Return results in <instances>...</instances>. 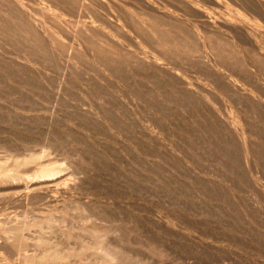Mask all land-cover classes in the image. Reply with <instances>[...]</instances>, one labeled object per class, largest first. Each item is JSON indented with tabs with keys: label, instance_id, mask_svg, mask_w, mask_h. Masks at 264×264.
<instances>
[{
	"label": "rangeland",
	"instance_id": "rangeland-1",
	"mask_svg": "<svg viewBox=\"0 0 264 264\" xmlns=\"http://www.w3.org/2000/svg\"><path fill=\"white\" fill-rule=\"evenodd\" d=\"M17 1L1 0L15 11L0 26L21 14L48 47L37 54L19 33L0 32V264H27L17 250L35 241L21 237L27 226L51 222L58 236L72 221L109 233L112 259L63 264H264V22L229 0H89L100 17L92 25L75 0ZM139 4L173 21L163 27ZM77 21L71 56L54 36L70 42ZM142 23L174 41L183 31L198 53L159 46ZM204 28L240 40L224 51L201 38Z\"/></svg>",
	"mask_w": 264,
	"mask_h": 264
},
{
	"label": "bare ground",
	"instance_id": "bare-ground-1",
	"mask_svg": "<svg viewBox=\"0 0 264 264\" xmlns=\"http://www.w3.org/2000/svg\"><path fill=\"white\" fill-rule=\"evenodd\" d=\"M9 1V2H8ZM50 1V0H49ZM94 1V0H93ZM104 1V0H103ZM229 1H233L232 3H234V4H236L237 5V7H239V9L241 10V12H242V14L243 15H249L250 16V18H253V19H255L256 21H258V22H260V23H263L264 22V16H262V12H261V10H260V8L259 7H261V5H262V7H264V0H229ZM0 2H1V0H0ZM7 2L10 4V3H15V2H17V4H19L18 2H21V1H17V0H7ZM47 2H48V0H47ZM54 2V1H53ZM75 2L77 3L76 4V11H78L77 13H78V16L80 17V15L82 14V13H85V14H89V15H91V14H94L95 12H93L92 13V11H90L91 12V14H90V12H89V7H91L90 6V2H89V0H75ZM92 2V1H91ZM114 2V1H113ZM2 3V2H1ZM12 3V4H13ZM49 3V2H48ZM63 3V2H62ZM70 3V2H69ZM95 3V2H94ZM111 3H112V1H111ZM129 3H131V2H129ZM31 4V3H30ZM35 4V3H34ZM40 4V3H39ZM56 4V3H55ZM74 4V3H73ZM93 4V3H92ZM125 4V3H124ZM134 4V3H133ZM193 4V3H192ZM192 4H191V7H189V6H186V4H183V11H184V15L185 16H187L188 18H190L191 19V17H198V15H197V13H196V8H193L194 7V5H193V7H192ZM260 4V5H259ZM14 5V4H13ZM12 5V6H13ZM28 5V4H27ZM38 5V4H37ZM42 5V4H41ZM40 5V6H41ZM57 5H59L58 3H57ZM71 5V4H70ZM95 5V4H94ZM118 5V4H117ZM140 5V4H139ZM157 5V4H156ZM185 5V6H184ZM189 5V4H188ZM236 5H233L234 7H236ZM259 5V6H258ZM32 7H33V5H31ZM34 6H36V5H34ZM40 6H39V8H40ZM106 6H108V5H106ZM16 7V6H15ZM17 7H18V5H17ZM30 7V6H29ZM53 7H55V6H53ZM53 7H51V8H53ZM57 7V6H56ZM73 7V6H72ZM115 7V6H114ZM131 7L133 8V10H136V9H142V11H143V16H147L148 18H150L153 22L154 21H156V23L158 22V23H160L161 25H163V27H164V24L166 23L167 24V21H173L171 18H164V17H162L161 15H159V14H157L156 12L157 11H155L156 9H151L150 7L148 8L147 6H145V7H142L141 5L140 6H132L131 5ZM10 7V5H7V6H4V7H2V8H0V20H2L3 19V13H5V12H7L8 11V13H10V11L9 10H14L15 11V9L14 8H11ZM38 8V9H39ZM41 8H43V7H41ZM109 8V7H108ZM167 8V7H166ZM18 9V8H17ZM111 9V8H110ZM261 9H263L262 11H263V13H264V8H261ZM43 10V9H42ZM92 10V9H91ZM96 10V9H95ZM212 10V9H211ZM40 12H41V10H39ZM68 11V10H67ZM104 11H106V10H104ZM141 11V12H142ZM206 11V10H205ZM219 11H221V9L219 8ZM37 12V11H36ZM49 12V11H48ZM87 12H89V13H87ZM109 12V11H108ZM21 13V12H20ZM53 13V12H52ZM57 13V12H56ZM71 13H74V12H72L71 11ZM126 14V13H125ZM127 14H128V12H127ZM127 14H126V16H127ZM237 14H240V13H237ZM14 15V14H13ZM19 15H21V14H18V15H14L16 18H17V20H16V22H14V24L13 23H11V25H7V27H3V25H1L0 27H3L2 29H0V32H6L7 30H9V31H14V32H16L17 34L19 33L20 34V37H21V39H19L20 41H19V43L21 42L22 44L23 43H25V42H31L32 43V46H33V50H34V52L35 53H37V54H39L40 52L41 53H45L46 52V48L48 47L47 46V44L45 43L44 45H43V41H42V45L43 46H41V45H39V43L38 42H40V40L38 41V39L37 40H33V39H31V33L29 34L28 33V31L26 32V29L24 30V26H23V22H22V20L20 19V18H22V17H18ZM45 15H46V13H45ZM44 15V16H45ZM48 15V14H47ZM68 15V14H67ZM88 15V16H89ZM94 15H96L97 16V14L95 13ZM203 15V14H202ZM219 15V14H218ZM32 16V15H31ZM35 16V15H34ZM125 16V17H126ZM169 16V15H168ZM6 17V16H5ZM85 17H87V15L85 16ZM91 18V21H90V19H89V21L91 22V24H89V25H92V23H93V21L95 22V20H100V17H98V18H96V17H93V15H91L90 16ZM116 17V16H115ZM128 17V16H127ZM205 17H207L206 15H205ZM33 18H35V17H33ZM44 18H46V17H44ZM75 18V17H74ZM88 18V17H87ZM119 18V17H118ZM181 18V17H180ZM185 18V17H184ZM202 18V17H201ZM221 18V17H220ZM236 18V17H235ZM64 19V18H63ZM84 19V18H83ZM92 19H94V20H92ZM117 19V18H116ZM133 19V18H132ZM204 19V18H203ZM23 20H25V18L23 19ZM81 20V19H80ZM136 20V19H135ZM141 20V19H140ZM175 20V19H174ZM138 21V20H137ZM188 21V20H187ZM55 22H56V20H55ZM73 22V21H72ZM78 22V21H77ZM103 22V21H102ZM117 22V21H116ZM205 22H207L208 23V21H205ZM40 23V22H39ZM86 23V22H85ZM99 23H101V22H99ZM120 23V22H119ZM118 23V24H119ZM145 23V22H144ZM157 23V24H158ZM204 23V22H203ZM2 24V23H1ZM41 24V23H40ZM59 24V23H58ZM87 25H88V23H86ZM95 24H98L97 22H95ZM132 24H133V22H132ZM146 24V23H145ZM169 24V23H168ZM172 25H176L175 23L173 24V23H171ZM180 24V23H179ZM205 24V23H204ZM85 25V24H84ZM94 25V24H93ZM120 25H122V24H119V26ZM188 25V24H187ZM229 25V24H228ZM40 26H42V25H40ZM109 26V25H108ZM116 26V25H115ZM133 26V25H132ZM135 26V25H134ZM141 26H142V28H143V30H144V33L146 34V35H150V37L152 36V34H153V37H154V35H155V42H157V44L159 45V46H161L160 44H161V42L159 41L160 39H162L164 42H165V44L166 43H168V44H170V45H173V44H175L174 42H176V41H178V45H180V46H182V48H183V50H185V51H187L188 53H192V52H195V51H197V53H198V47H199V45H197V44H195L194 42H192V43H190V40H189V37L187 38V36L185 37L183 34L181 35L180 34V32H178V31H176V30H173L172 31V33H174V39H176L175 41L173 40V39H169V37H168V34L167 33H165L164 31L162 32V31H160V30H158L157 28H152V29H154V31H152V30H150V28L149 27H152L151 26V24H148V25H144L143 23L141 24ZM166 26V25H165ZM196 26V25H195ZM27 27V26H26ZM46 27V29H47V26H45ZM58 27V26H57ZM64 28V27H63ZM167 28V27H166ZM179 29H181V25H180V27H178ZM177 28V29H178ZM49 29V28H48ZM47 29V30H48ZM60 29V28H59ZM89 29V28H88ZM110 29V28H109ZM136 29V28H135ZM139 29V28H138ZM221 29V28H220ZM82 30H84L83 28H82V22L81 23H75V25H74V23H73V38L71 39V41L70 42H66V43H62V41H60L59 39H58V37L56 36H54V43L56 44V45H58V47H60V51L61 52H66L65 54H67V55H76V54H78V51H77V49H79L78 48V46L76 47V45H78L77 43H76V39L77 38H79V37H77V33L78 32H81ZM101 30V29H100ZM182 30V29H181ZM195 30V29H194ZM42 31V30H41ZM50 31V30H49ZM67 31V30H66ZM229 31V30H228ZM261 31V30H260ZM121 32V31H120ZM137 32H138V30H137ZM169 32V31H168ZM171 32V31H170ZM183 32V31H182ZM181 32V33H182ZM51 34H52V32H50ZM143 33V34H144ZM4 34V33H3ZM8 34H9V32H8ZM51 34H50V37H51ZM71 35V34H70ZM253 35H254V33H253ZM260 35V34H259ZM143 36V35H142ZM88 37V36H87ZM90 37H92V36H90ZM144 37V36H143ZM149 37V36H148ZM195 37V36H194ZM196 37H197V35H196ZM195 37V38H196ZM203 37L204 38H209L210 39V41H211V44H213V46H215V47H221L222 48V50H229V51H231L229 48L230 47H232L231 45H233V43H234V40L235 39H239L240 40V37L239 36H235V35H231V34H229V35H227L226 33H225V31H222V30H219V29H208V28H204V30H203V32H202V36H201V38L203 39ZM236 37V38H235ZM52 38H53V36H52ZM86 38V37H85ZM173 38V37H172ZM199 38V37H198ZM35 39V38H34ZM69 39V38H68ZM88 39V38H87ZM150 39V38H149ZM151 39H152V37H151ZM242 39V38H241ZM244 39V38H243ZM23 42H22V41ZM26 40H28V41H26ZM89 40V39H88ZM87 40V41H88ZM161 40V41H162ZM199 40V39H198ZM34 43H33V42ZM52 41V40H51ZM90 41V40H89ZM93 41V40H92ZM16 42V41H15ZM96 42V41H95ZM95 42H93V43H95ZM116 42V41H115ZM244 42V41H243ZM30 43V44H31ZM41 43V42H40ZM49 43V42H48ZM138 43V42H137ZM198 43V42H197ZM18 44V43H17ZM29 44V45H30ZM90 44H92V42L90 43ZM167 44V45H168ZM177 44V43H176ZM244 44V43H243ZM250 44V43H249ZM26 46H27V44H25ZM28 45V46H29ZM157 45V46H158ZM263 45V44H262ZM18 46V45H17ZM32 46H30L31 48H32ZM165 46V45H164ZM196 46H198V47H196ZM21 47V46H20ZM99 47V46H98ZM163 47V46H162ZM212 47V46H211ZM252 47V46H251ZM254 47V46H253ZM262 47V46H261ZM24 49H26L25 47H23ZM56 48H57V46H56ZM102 48V47H101ZM161 48V47H160ZM171 48V47H170ZM181 48V47H180ZM28 49V48H27ZM106 49H107V47H106ZM125 49V48H124ZM159 49V48H158ZM158 49H157V51H158ZM177 49V48H176ZM29 50V49H28ZM104 50V49H103ZM165 50V49H164ZM171 50H172V48H171ZM30 51V50H29ZM51 51V50H50ZM53 51V50H52ZM110 51V50H109ZM133 51V50H132ZM155 51V50H154ZM159 51H161V50H159ZM163 51V50H162ZM175 51V50H174ZM253 52H254V50H252ZM39 52V53H38ZM54 52V51H53ZM108 52V51H107ZM150 52V51H149ZM200 52H201V50H200ZM216 52V51H215ZM97 53V52H96ZM177 53V52H176ZM34 54V53H33ZM32 54V55H33ZM127 54V53H126ZM130 54V53H129ZM133 54V53H132ZM157 54V53H156ZM201 55H203L202 54V52L200 53ZM219 54V53H218ZM231 54H232V52H231ZM244 54H245V52H244ZM28 55V54H27ZM57 55V54H56ZM66 55V56H67ZM85 55V54H84ZM117 55V54H116ZM163 55V54H162ZM166 55H168V54H166ZM170 55V54H169ZM190 55V54H189ZM4 56V55H3ZM30 56V55H29ZM40 56V55H39ZM38 56V57H39ZM70 56V57H71ZM77 56V55H76ZM131 56V55H130ZM136 56H138V55H136ZM161 56V55H160ZM31 57V56H30ZM127 57H129V56H127ZM132 57V56H131ZM164 57H165V54H164ZM230 57H232V56H230ZM238 57V56H237ZM23 58H24V56H23ZM32 58V57H31ZM41 58H42V56H41ZM52 58V57H51ZM50 58V59H51ZM134 58V57H133ZM132 58V59H133ZM137 58V57H136ZM139 58V57H138ZM142 58V57H141ZM42 59H45V58H42ZM46 59H47V57H46ZM53 59V58H52ZM52 59H51V61H52ZM58 59V58H57ZM62 59V58H61ZM131 59V60H132ZM231 59V58H230ZM49 62H51L49 59H47ZM54 60V59H53ZM67 61H69L70 60V58H69V60L68 59H66ZM118 60V59H117ZM141 60V59H140ZM156 60V59H155ZM185 60V59H184ZM240 60V59H239ZM48 61H46V62H48ZM115 61V60H114ZM119 61H121V58H119ZM118 61V62H119ZM135 61V60H134ZM238 61V60H237ZM20 62V61H19ZM48 62V63H49ZM66 62V61H65ZM70 62V61H69ZM123 62V61H122ZM53 62H51V64H52ZM58 63V62H57ZM116 63V62H115ZM133 63V62H132ZM158 63V62H157ZM21 64V63H20ZM56 64V63H55ZM66 64H68L67 62H66ZM119 64V63H118ZM117 64V65H118ZM139 64H140V62H139ZM141 64H143V62H141ZM54 65V64H53ZM52 65V66H53ZM64 65H65V63H64ZM121 65V64H120ZM49 66H51V65H49ZM72 66H73V64H72ZM119 66V65H118ZM163 66V65H162ZM243 66V65H242ZM71 67V66H70ZM123 67V66H122ZM181 67V66H180ZM29 68V67H28ZM116 68H117V66H116ZM119 68V67H118ZM120 68H121V66H120ZM145 68V67H144ZM244 68V67H243ZM31 69V68H30ZM146 69H148V68H146ZM59 70H60V67H59ZM70 70V69H69ZM68 71V70H67ZM122 71V70H121ZM46 74V73H45ZM16 75V74H15ZM125 76V75H124ZM128 76H130L129 74H128ZM50 77V76H49ZM181 78V77H180ZM50 80V79H49ZM127 80H129V79H127ZM184 80V79H183ZM190 80V79H189ZM185 81V80H184ZM220 81V80H219ZM17 82V81H16ZM197 82V81H196ZM23 83V82H22ZM55 83V82H54ZM188 83H190V82H188ZM193 83V82H192ZM127 84H128V82H127ZM130 85H131V83H130ZM191 85V84H190ZM59 87H61V85H59ZM64 87V86H63ZM16 88V87H15ZM256 88V87H255ZM260 89V88H259ZM149 90V89H148ZM60 91V90H59ZM47 92V91H46ZM204 93V92H203ZM58 95V94H57ZM202 96V95H201ZM204 96V95H203ZM212 97V96H211ZM43 98V97H42ZM204 98V97H203ZM206 98V97H205ZM204 100V99H203ZM63 106V105H62ZM203 126V125H202ZM149 136V135H148ZM59 137V136H58ZM56 138H57V136H56ZM55 139V138H54ZM56 141H58L59 143H57L58 145L59 144H61V139L60 138H58ZM56 141H55V143H56ZM61 141V142H60ZM5 142V144H7V146H8V143L10 142L9 140H5L4 141ZM50 142H52V141H50ZM0 143H1V140H0ZM10 143H12V142H10ZM10 143H9V145H10ZM64 143V142H63ZM5 144L4 145H2V146H5ZM52 144V143H51ZM36 145V144H35ZM12 146V145H11ZM13 146H14V144H13ZM20 146V145H19ZM6 152V151H5ZM32 154V153H31ZM36 157V156H35ZM6 158V157H5ZM25 158V157H24ZM18 159V158H17ZM33 159V157H29V159H23L21 162H20V160L17 162L18 164L17 165H24V162H26V163H28V161L30 162L31 160ZM19 162L20 163H22V164H19ZM104 164V163H103ZM4 164H3V162L2 161H0V181H3V180H5L4 179V177H5V173H4ZM18 169V168H17ZM6 171V170H5ZM52 174H50V176H51ZM15 176V175H14ZM10 177V176H9ZM16 177V176H15ZM21 177H19V179H20ZM10 179H11V177H10ZM14 179V178H13ZM20 181V180H19ZM3 182H1L0 184H2ZM4 184H7V183H4ZM10 184V183H9ZM1 186V185H0ZM2 190H3V188H2ZM1 191V190H0ZM7 191V190H6ZM50 195V194H49ZM3 197V196H2ZM35 199V198H34ZM81 204V203H80ZM68 205V204H67ZM77 205V204H76ZM69 206V205H68ZM80 206V205H79ZM77 207V206H76ZM77 208H79V207H77ZM42 209V208H41ZM69 209H70V206H69ZM98 209V208H97ZM46 210V209H45ZM72 210H74V209H72ZM76 210V209H75ZM85 210V208L83 209V211ZM77 211V210H76ZM78 212H79V210H78ZM81 212V211H80ZM84 212H86V210L84 211ZM82 213V212H81ZM89 213V212H88ZM34 214V213H33ZM85 214V213H84ZM5 215V214H4ZM81 215V214H80ZM35 216H37V215H35ZM59 216V215H58ZM82 216V215H81ZM4 217V216H3ZM33 217V216H32ZM49 217V216H48ZM56 217V216H55ZM78 217V216H77ZM83 217V216H82ZM23 218V217H22ZM27 218V217H26ZM38 217H36V219H37ZM52 218H54V217H52ZM74 218V217H73ZM1 219V218H0ZM41 219V218H40ZM78 219H80L79 217H78ZM82 219V218H81ZM87 219V216H86V218H85V216L83 217V219H82V221H85ZM51 221H52V219H50ZM50 220H48V222H50ZM55 220V219H54ZM101 220V219H100ZM103 221H104V219H102ZM101 220V221H102ZM46 221V220H45ZM59 221V220H58ZM61 221V220H60ZM59 221V222H60ZM97 221V220H96ZM55 222H57V221H55ZM73 222V221H72ZM72 222H71V224H69L68 225V230H67V232L65 233V232H60L59 233V235L58 236H55V235H53L52 236V234L54 233H50V232H52L51 230H52V228H53V226H52V224H51V222L50 223H47V224H44V225H31V226H27L26 228H24V230H23V232H21L20 234H21V237H24V239H25V237H28L29 235L30 236H35V241H33L32 243H28V242H26V241H24L25 243H24V246L22 247H19L18 246V251L20 252V254H21V256L23 255V259H24V261H26V263L27 264H46L47 262L48 263H50V262H52L51 264H63V263H60V262H63L64 261V263H65V260H66V262L67 261H69V259H72V260H76V259H79V260H82V259H84V261L85 262H88V261H91V262H96L97 260H99V261H101V262H105L106 263V261H108L109 262V260H111L112 258V253L110 252L111 251V247H112V243H111V241H110V237H109V233H101V232H97V231H95V230H92V229H88V228H86V227H84V224H82V225H78L77 226V224L78 223H76V226H75V222L72 224ZM59 224V223H58ZM64 224H66V223H64ZM59 226V225H58ZM21 228V227H20ZM63 228V227H62ZM76 230L77 229V231H79V232H81V234H77V236H74L71 232H69V230L71 231V230ZM18 230V229H17ZM48 230H50V232L48 233ZM53 230H54V228H53ZM56 232H59V231H56ZM4 234V233H3ZM58 234V233H57ZM11 235V234H10ZM125 237H126V235H124ZM1 238V237H0ZM13 238V237H12ZM112 238V237H111ZM117 239V238H116ZM19 242V241H18ZM120 242V241H119ZM122 242H123V240H122ZM21 244V243H20ZM115 244V243H114ZM147 244V243H146ZM18 245V244H17ZM16 245V246H17ZM116 245V244H115ZM15 246V247H16ZM14 247V246H13ZM14 247V248H15ZM114 247V246H113ZM122 247V246H121ZM11 248V247H10ZM124 249V248H123ZM16 250V249H15ZM93 250V252H91L90 254H88V255H86V257H84V255L86 254V252L87 251H92ZM95 250H97L96 252H95ZM112 250H115L114 248L112 249ZM117 251V250H116ZM119 252V251H118ZM13 254H14V251H13ZM19 254V255H20ZM157 254V253H156ZM97 263V262H96Z\"/></svg>",
	"mask_w": 264,
	"mask_h": 264
}]
</instances>
